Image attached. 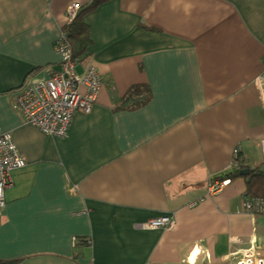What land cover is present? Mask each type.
<instances>
[{
    "label": "crops",
    "instance_id": "0c3cea01",
    "mask_svg": "<svg viewBox=\"0 0 264 264\" xmlns=\"http://www.w3.org/2000/svg\"><path fill=\"white\" fill-rule=\"evenodd\" d=\"M95 1L0 0V129L26 160L0 210V264H235L264 250L246 177L199 202L238 160H264V0ZM74 3L90 37L78 73L93 64L102 86L53 138L16 101L60 70ZM162 216L175 227H142Z\"/></svg>",
    "mask_w": 264,
    "mask_h": 264
},
{
    "label": "built area",
    "instance_id": "2783aa9c",
    "mask_svg": "<svg viewBox=\"0 0 264 264\" xmlns=\"http://www.w3.org/2000/svg\"><path fill=\"white\" fill-rule=\"evenodd\" d=\"M82 11L79 3L71 4L67 9L66 26H70ZM57 53L61 56L60 70L55 72L47 81H38L29 84L24 92L17 97V108L22 112L25 123L38 128L44 134L53 138H65L70 129L73 116L78 110L90 113L98 99L102 82L99 73L93 64L84 67L78 73V60L75 59L73 48L64 30L55 44ZM261 89V102L264 107V80H257ZM240 148L235 150L238 156ZM237 169H240L237 163ZM26 166L25 158L19 153L18 148L10 133L0 129V210L5 206V191L13 186L11 173ZM231 183V179H212L207 188L206 197L216 196ZM198 201L190 204L196 207ZM244 211L253 216L264 218V197H247L243 203ZM176 221L171 216H162L146 222L142 227L149 230L166 229L175 227ZM209 259V255H206ZM235 264H264V250L254 247L242 253L229 255Z\"/></svg>",
    "mask_w": 264,
    "mask_h": 264
},
{
    "label": "trees",
    "instance_id": "16d2710c",
    "mask_svg": "<svg viewBox=\"0 0 264 264\" xmlns=\"http://www.w3.org/2000/svg\"><path fill=\"white\" fill-rule=\"evenodd\" d=\"M100 1L101 0H96L93 4V7H95L96 4H99ZM90 10L91 9L87 11ZM83 13L84 12L80 13L72 25L65 27V31L68 33L73 48L74 57L77 60L82 58V56L87 52L88 46H90V37L87 26H85L81 20ZM237 164L240 167L239 170L226 172V174L222 176L221 179L230 178L234 180L237 177H243L240 175V171L241 168H244V166L241 164L240 160H238ZM250 172L251 173L249 176H244L247 179V197H264V171H262L260 168H255L254 170H250Z\"/></svg>",
    "mask_w": 264,
    "mask_h": 264
},
{
    "label": "water",
    "instance_id": "95a60500",
    "mask_svg": "<svg viewBox=\"0 0 264 264\" xmlns=\"http://www.w3.org/2000/svg\"><path fill=\"white\" fill-rule=\"evenodd\" d=\"M250 170L249 169H241L240 175L241 176H249L250 175Z\"/></svg>",
    "mask_w": 264,
    "mask_h": 264
},
{
    "label": "rangeland",
    "instance_id": "374dc122",
    "mask_svg": "<svg viewBox=\"0 0 264 264\" xmlns=\"http://www.w3.org/2000/svg\"><path fill=\"white\" fill-rule=\"evenodd\" d=\"M257 168H260L262 171H264V160L259 162V165L257 166Z\"/></svg>",
    "mask_w": 264,
    "mask_h": 264
},
{
    "label": "bare ground",
    "instance_id": "6f19581e",
    "mask_svg": "<svg viewBox=\"0 0 264 264\" xmlns=\"http://www.w3.org/2000/svg\"><path fill=\"white\" fill-rule=\"evenodd\" d=\"M195 257H196V256L194 255V256L191 258V261H193V260L195 259Z\"/></svg>",
    "mask_w": 264,
    "mask_h": 264
}]
</instances>
